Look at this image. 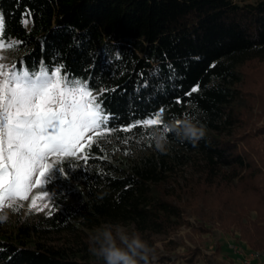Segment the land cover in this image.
I'll return each instance as SVG.
<instances>
[{"label": "trees", "instance_id": "1", "mask_svg": "<svg viewBox=\"0 0 264 264\" xmlns=\"http://www.w3.org/2000/svg\"><path fill=\"white\" fill-rule=\"evenodd\" d=\"M0 13L3 42H22L15 64L62 66L107 89L111 129L161 108L168 129L113 131L87 162L68 160V178L47 186L52 214L0 232V264H102L89 251L97 227L123 224L153 247L199 206L219 217L233 206L230 224L264 251V0H0ZM185 119L204 130L195 144L169 127ZM139 140L149 154L115 156L117 143ZM198 256L156 263L199 264Z\"/></svg>", "mask_w": 264, "mask_h": 264}, {"label": "snow or ice", "instance_id": "2", "mask_svg": "<svg viewBox=\"0 0 264 264\" xmlns=\"http://www.w3.org/2000/svg\"><path fill=\"white\" fill-rule=\"evenodd\" d=\"M30 18V12L23 15L25 27ZM5 39V15L0 13V49L10 50L22 43L9 40L5 44ZM198 90V86L193 87L185 95ZM105 91L70 78L62 66L0 63V210L6 201L13 202L8 207H14L16 201H29L34 188L37 193L31 198L29 210L50 209L52 198L47 186L68 178L67 161L87 162L91 148L99 147V142L113 131L152 126L168 131L163 127V108L147 119L111 129V114L101 99ZM176 102L181 103L179 98ZM85 140L87 143H83ZM45 199L49 203L37 205V200ZM48 214H52L51 209Z\"/></svg>", "mask_w": 264, "mask_h": 264}, {"label": "rangeland", "instance_id": "3", "mask_svg": "<svg viewBox=\"0 0 264 264\" xmlns=\"http://www.w3.org/2000/svg\"><path fill=\"white\" fill-rule=\"evenodd\" d=\"M239 2V0H235ZM7 44L6 42H4ZM19 55L13 49H0V63H5L7 65L14 64L16 58ZM102 131V130H101ZM88 135H93L89 133ZM105 140V139H104ZM103 141V140H102ZM111 141V139L109 140ZM83 143H87L85 140ZM144 143L142 141L127 142L122 141L117 143V148L115 156L127 157L128 159L137 158L140 155L149 154L148 149L143 147ZM76 160V159H69ZM183 171L180 174L186 176ZM72 189V188H71ZM37 193L34 188L29 194V201H16L14 207H8L7 205L13 203L11 201H6L5 206L0 213H6L8 219L0 223V232L5 234H11L16 228H23L24 225L30 222H39L45 216L48 215L50 209L46 208L44 211L29 210V203L33 195ZM50 195V194H49ZM74 191L68 194V200H74L76 198ZM44 203H49L47 199L37 200V205L42 207ZM213 213V211H212ZM209 212L207 207L199 206L195 213L189 212L185 217L186 224L177 228L175 231L169 233L168 235H163L155 238V243L153 247L152 255L150 256L153 264H157L156 260L158 256L169 255L172 260L176 258L182 261L184 256H187L194 250L199 251V264H240L238 261L232 259L229 252L230 243H235V245L247 248L249 250H255L251 248L240 236L239 231L230 224V217L235 214V209L233 206L228 205L222 216L219 217L217 214L214 216L213 213ZM255 217V212H251V218ZM131 232L132 230L128 228ZM261 251V250H255ZM209 262V263H207Z\"/></svg>", "mask_w": 264, "mask_h": 264}, {"label": "clouds", "instance_id": "4", "mask_svg": "<svg viewBox=\"0 0 264 264\" xmlns=\"http://www.w3.org/2000/svg\"><path fill=\"white\" fill-rule=\"evenodd\" d=\"M176 136L195 144L204 136V130L191 120L185 119L169 125ZM157 147L163 150V136L158 134ZM8 219L0 213V223ZM90 253L102 264H149L153 249L135 231H129L123 224H103L92 231L88 237Z\"/></svg>", "mask_w": 264, "mask_h": 264}, {"label": "built area", "instance_id": "5", "mask_svg": "<svg viewBox=\"0 0 264 264\" xmlns=\"http://www.w3.org/2000/svg\"><path fill=\"white\" fill-rule=\"evenodd\" d=\"M229 248L232 259L240 264H264L263 252L242 248L235 243H230Z\"/></svg>", "mask_w": 264, "mask_h": 264}]
</instances>
